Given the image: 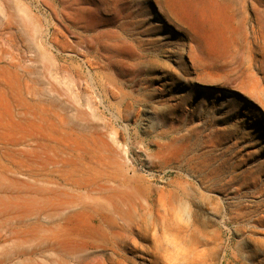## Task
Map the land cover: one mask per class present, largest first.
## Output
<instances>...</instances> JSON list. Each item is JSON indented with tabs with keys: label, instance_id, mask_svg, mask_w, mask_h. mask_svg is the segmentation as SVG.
Here are the masks:
<instances>
[{
	"label": "rangeland",
	"instance_id": "obj_1",
	"mask_svg": "<svg viewBox=\"0 0 264 264\" xmlns=\"http://www.w3.org/2000/svg\"><path fill=\"white\" fill-rule=\"evenodd\" d=\"M188 1L0 0V255L27 252L31 241L18 242L41 228L83 233L73 210L46 221L40 210L81 172L128 179L138 204L176 196V219L148 209L125 264H252V248L261 260L264 0H247L243 28L208 11L204 29ZM240 41L239 59L225 52Z\"/></svg>",
	"mask_w": 264,
	"mask_h": 264
},
{
	"label": "bare ground",
	"instance_id": "obj_2",
	"mask_svg": "<svg viewBox=\"0 0 264 264\" xmlns=\"http://www.w3.org/2000/svg\"><path fill=\"white\" fill-rule=\"evenodd\" d=\"M198 4L199 3L196 2L195 0H189L188 6H187L188 8H190V11L187 12L186 16H190L191 18H193L191 20H193L194 26H198L202 29L205 28V26L207 24L204 21V19L202 18V15L204 12H208V11H210L212 14L213 13L217 14L221 20H222L221 16L225 17V14H228V15H226V18H228V19L231 18L232 20H234V19L240 18V22L238 23V26L241 28H243L244 26L247 25V20H246V17L244 16V11H243L245 8V5L247 4V0H213L212 7L208 8L209 6L208 7L201 6L202 9H198V7L195 8L196 7L195 5H198ZM183 7H186L184 5V0H179V3L177 5V9L180 11ZM160 12H162L165 16L168 17L167 13H165L163 11H160ZM182 14L184 15L185 12ZM210 25H211L210 28L212 27V29L214 30V33H211V36H217L219 31L221 32V24L218 23V21L216 20V21H213V23L211 22ZM248 26H249V23H248ZM230 35H231L232 40H233V38L235 40H239V39H236L235 37H233L231 33H230ZM242 41H240V43H238L237 47L236 46L232 47L230 45V47L228 49H226L227 51H225V52H227L229 55L233 56L234 58L239 59V57H240L239 51H241L242 50L241 47L244 46ZM179 105H180V103L176 104L174 106V109L176 110L179 107ZM59 108L62 109V107H59ZM61 114H62V112H61ZM69 121H71V120H69ZM72 122H71V124H72ZM68 124H70V123H68ZM83 129H84V127H83ZM190 132H192V131H190ZM217 132H218V130H217ZM216 133H214V134L216 135ZM225 134H228V133H225ZM75 158H77V157H75ZM84 159H87V158H84ZM77 160H78V158H77ZM75 162H77V161H75ZM201 162H200V164L202 165ZM195 165H197V164H195ZM199 165H198V167H199ZM207 165H205V166H207ZM47 166H48V164H47ZM191 168H193V167H191ZM82 169H83V167H82ZM208 174H209V176H211L210 171ZM114 175H116V173ZM118 175H119V173L116 176H118ZM105 176H107V175H105ZM110 176H107V177H103V175L84 176L83 173L78 172L75 175L74 180L72 181V184H71L72 187H71L70 191H66V190H62L60 192L57 191V194L55 193L56 196L54 195L55 198H48V197L46 198V196H45L44 205H43V202H41L43 207H41L42 205H40V203L38 202L40 207H41L40 210H43L44 215H46V216L42 215L43 220H45V221L50 220L53 214L57 218H59V217L64 218L62 216V214H64L68 210H73L78 218H80V217L84 218V220L86 222L85 228H88L86 230L85 228L82 227L84 230H86L85 232L83 230V233L78 232L75 235L74 231H71V232H73V235H72L73 237L70 238L69 233L67 234V235H69L68 237L65 236V234H66L65 231L67 230V228H66V230H64L65 228H63L65 234L62 235V233H63L62 227H64L63 224H61V227H59V228L57 227L58 230L56 229V232H54V234H51L50 230H49V232H46V230H43V228H41V230H39V234H38V232L37 233L35 232V234H38V237H36V238H35L34 234L30 233L34 236V238H35L34 240H33V238H32V240H30V238H29V240H27V239L24 241L22 240L20 242V244L18 242V245H21L23 242L31 241V243H29L31 245H29V247H27V252L15 251V249H14L15 252H10V253L8 252L7 255L4 253L5 255H0V256H2V257H0V264H125L128 262V258L121 255L120 252L122 249L126 248L129 243L132 244L131 236L133 234L132 233L133 229H135L137 227V229L141 230L140 229L141 225L146 222L147 215H150L147 213L148 209L153 210L154 205H156L157 208L155 207L156 209H154V212H155V216L157 217V219H162L164 221H168V220L171 221L173 219H176V213H175L176 208H175V206L173 207V205H172V203L174 201L172 199L175 198L176 196L171 197L172 199L170 201L168 200V202H167V200L166 201L162 200L163 198L161 196H159L162 199L159 198L160 200L157 203L155 200L154 205L150 204V203L145 204V205L138 204L137 200L141 199L138 197V195H139L138 192H140V191H136L137 189L136 190L130 189V188L128 189V187H131L129 185V182L127 181L128 179L124 178L121 181H116V179L118 177H116V179H112ZM2 178H5V177H2ZM119 178L121 179V176ZM217 178H219V177H217ZM200 179H203V178H200ZM213 179H214V177H213ZM64 180H68V179H64ZM217 180H219V179H217ZM218 183L220 184V185L218 184L219 186L224 187V186H226L232 182L228 181V182L223 183V180H219ZM43 184H41L42 186L40 188H43ZM45 184H46V182H45ZM138 186H137V188H138ZM64 187H66V186H64ZM147 187H149V186H147ZM61 188H63V186H61ZM140 189H141V187L139 188V190ZM162 189H163V187H162ZM49 190L51 191L52 188H50ZM55 190H56V188H55ZM40 191H42V190H40ZM46 191H47V188H46ZM46 191L44 190L45 195H46ZM52 193H54V192L52 191ZM151 193H153V192H151ZM151 193H149V194H151ZM156 193H158V191ZM49 194H51V193H49ZM140 194H141V192H140ZM145 194H148V193H145ZM160 194L161 193H159V195ZM164 194L162 196H164ZM146 196H148V195H146ZM142 203H144V202H142ZM158 206L159 207L162 206L163 212H161V210H160L161 208L159 209ZM177 207H178V205H177ZM34 209L36 211L37 208H34ZM51 209L53 210L54 213L51 212ZM35 211H34V213L32 211H30V212L35 214ZM179 211H180V209H179ZM37 212L39 213L42 211L38 210ZM37 212H36V214H37ZM38 215H40V213ZM69 215H70V217H72L71 214H69ZM35 216L33 215L32 217L34 218ZM73 216H74V214H73ZM150 216H152V213ZM30 217H31V215H30ZM38 217H35V219H37ZM44 217H45V219H44ZM46 217H47V219H46ZM48 217H49V219H48ZM66 217H69V216H66ZM72 218H74V217H72ZM153 219H155V218H153ZM56 220L57 219H55V221ZM82 221L83 220H81V222ZM263 221H264V219H263ZM50 222H52V220ZM50 222H49V224H50ZM53 222H54V220H53ZM64 222L66 223V221H64V219H63L62 223H64ZM85 222H84V225H85ZM155 222H156V220H155ZM68 223H70V222H68ZM68 223H67V225H68ZM262 223H263V225H261V228L263 229V231H262L261 235L263 236V238L256 242V244H257L256 246L261 248V260L259 262L255 261L257 258V253H256V250L252 248L249 252L250 253L249 254L250 255L249 260H251V262L253 261L252 264H264V222H262ZM38 224H40V223H38ZM1 225H3V224H1ZM28 226L26 225V227H28ZM40 226H42V223ZM46 226H47V224H46ZM48 226H50V225H48ZM56 226H59L58 222H57ZM72 226L73 225L71 223V227ZM35 227L36 226H34V228ZM52 227H55V225H53ZM69 227H70V225H69ZM199 227H200V225H199ZM74 228L72 230L76 231V229H78V228H75V229ZM80 228H81V226H80ZM29 229H31V226H29ZM37 229H39V227ZM197 229H199V228H197ZM51 230H53V229H51ZM42 231L43 232L45 231L46 233H50V234H48V235L44 234V236H41V235H43ZM67 232H69V230H67ZM181 232H182L181 228L178 227L177 229L174 230V233H170L169 235H172V237H174V238H180V237H182ZM28 236L31 237L30 235H28ZM188 243H189V241H188ZM23 244H22V246H24ZM25 246H27V245H25ZM30 246H33L34 250L31 252H28V251H30V250H28L30 248ZM30 249H32V247ZM128 249L133 253V252H135L136 245L132 244V246L130 248L128 247ZM232 261H234V260H232Z\"/></svg>",
	"mask_w": 264,
	"mask_h": 264
}]
</instances>
